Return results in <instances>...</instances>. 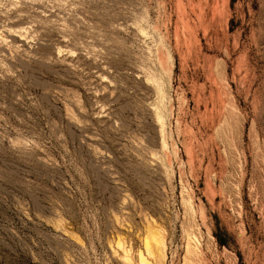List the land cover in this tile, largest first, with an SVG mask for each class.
Masks as SVG:
<instances>
[{
  "label": "rangeland",
  "instance_id": "obj_1",
  "mask_svg": "<svg viewBox=\"0 0 264 264\" xmlns=\"http://www.w3.org/2000/svg\"><path fill=\"white\" fill-rule=\"evenodd\" d=\"M144 218L264 264V0H0V264H119Z\"/></svg>",
  "mask_w": 264,
  "mask_h": 264
},
{
  "label": "bare ground",
  "instance_id": "obj_2",
  "mask_svg": "<svg viewBox=\"0 0 264 264\" xmlns=\"http://www.w3.org/2000/svg\"><path fill=\"white\" fill-rule=\"evenodd\" d=\"M125 227H127L126 224ZM164 234L162 228L154 221L144 218L140 234L142 236L141 244L139 246L134 247L128 244L124 238L118 237L116 244L114 246L110 245L109 248L119 264H167L168 252ZM192 239V234H188L186 254L190 258H197L198 251L192 247Z\"/></svg>",
  "mask_w": 264,
  "mask_h": 264
}]
</instances>
